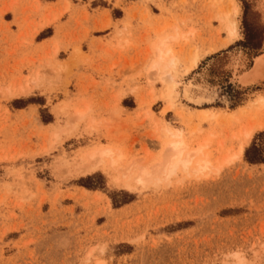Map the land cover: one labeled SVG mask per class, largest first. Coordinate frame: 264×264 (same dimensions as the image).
<instances>
[{"label": "rangeland", "instance_id": "1", "mask_svg": "<svg viewBox=\"0 0 264 264\" xmlns=\"http://www.w3.org/2000/svg\"><path fill=\"white\" fill-rule=\"evenodd\" d=\"M165 40L175 65L157 73ZM259 56L264 0H0V264H264V164L236 157L264 132V74L238 79ZM170 70L205 100L169 96ZM168 126L204 152L137 184ZM96 145L121 152L116 171L81 173Z\"/></svg>", "mask_w": 264, "mask_h": 264}, {"label": "bare ground", "instance_id": "2", "mask_svg": "<svg viewBox=\"0 0 264 264\" xmlns=\"http://www.w3.org/2000/svg\"><path fill=\"white\" fill-rule=\"evenodd\" d=\"M228 31H229V36L231 39H235L239 35L238 31L236 30V28L234 26H229ZM172 37H174V36H172ZM177 38H174V39H177ZM168 44H169V42L167 40H165L160 45V48H159V51L161 54V55H159L160 58L152 66V69L154 72L161 73V65L162 64H166L164 67L165 70H167V69L172 70L173 69V67L175 65V60L172 59L169 63L167 62L168 57L171 53L170 49L166 50ZM198 62H199V57L197 56L192 63V68H195L198 65ZM241 64L243 65V63H241ZM171 70L168 74L165 72L162 73L163 76L161 77V81L165 85H167L169 96L173 95L174 93L179 95L181 91L179 92L178 88L181 86V83H180V81H178L177 77L171 72ZM263 70H264V56H261V57L259 56L256 59V63L251 70L239 75V78H238L239 82L244 86H249V85L257 82V80H259L260 78L263 77V74H264ZM162 71H163V69H162ZM164 74L165 75L167 74V76H165ZM195 92L196 91L193 90L192 84H190V85L186 86L185 88H183L181 93H183L184 98L190 103H195V102H196V104L202 103L205 100V98L200 97L199 95H196ZM165 95L167 96V94H165ZM207 103H208V101H207ZM261 103L263 104L264 101H261ZM84 114H85V112H79L78 113L79 118L83 119ZM254 129H255V127L251 126L249 129H247L245 131L244 141L241 144V146L238 150V155L236 157L242 159V156L244 154L246 146L250 143V141L253 137ZM166 131L169 134V136L172 137V140L170 141L169 144L167 143L168 149L166 150L165 158L162 160L161 163H159V166L157 169L155 166V168H154V169H156L155 172H154V170L148 171L146 168L140 169L138 171V174L134 178L137 184L142 185V186H146L148 183H150V181L154 178V176H156V178H157V175H158V177L160 175L161 176L162 175L171 176L172 174L176 173V171L180 168L187 170L193 164L194 157L197 156L198 154H201L204 152L205 145L200 146L194 152H190V150H188L189 146H188L187 141H185V139H184L185 130L183 128L182 129L181 128L173 129V128H170L168 126ZM112 147L96 145L92 148L87 149L85 151V153L83 154V157L81 159H79V161L85 162V165L83 166L81 173L86 174L89 172L96 171L99 168H105V167H108L111 170L116 171V169L119 168L121 162H123L122 160L124 157H122L121 152L118 153L116 151L117 149L114 150V148H112ZM202 160H204V159H202ZM209 162L210 161H207V160H204L203 162L199 161L197 163L199 165V167L197 169L195 168L196 173H200L202 171V169L209 167V164H210ZM138 169L139 168L137 166L132 167L129 174L125 175L126 177H125V179H123V181L125 180V182L128 183V181L131 179V177L133 178V176H134L133 174L135 173V171ZM119 178H120V176H119ZM235 257L237 259V264H245L244 258H242L239 255H236Z\"/></svg>", "mask_w": 264, "mask_h": 264}, {"label": "trees", "instance_id": "3", "mask_svg": "<svg viewBox=\"0 0 264 264\" xmlns=\"http://www.w3.org/2000/svg\"><path fill=\"white\" fill-rule=\"evenodd\" d=\"M264 135V132L258 133L254 138L251 144L245 149L243 159L246 163L255 165V164H264V148L256 143L258 138ZM95 177H87L85 180H82V185L87 189H97L103 188L99 184H91ZM114 200V199H113ZM114 202V201H113Z\"/></svg>", "mask_w": 264, "mask_h": 264}, {"label": "crops", "instance_id": "4", "mask_svg": "<svg viewBox=\"0 0 264 264\" xmlns=\"http://www.w3.org/2000/svg\"><path fill=\"white\" fill-rule=\"evenodd\" d=\"M126 20H127L126 17L120 19L119 22H122V23H120V25H122L123 22L126 21ZM189 26H191V25H189ZM213 28H215V29L214 30H211V29L209 30L208 26L204 23V24L200 25V27L198 29L197 28L196 29H197L198 34L202 33V35H203L202 37H204L203 39H207L206 37H207L208 34H210V33L217 34V25L216 24L213 25ZM195 41L200 42V40H198V39H196ZM201 41H202V38H201ZM220 50H221V48L218 49V51H220Z\"/></svg>", "mask_w": 264, "mask_h": 264}]
</instances>
